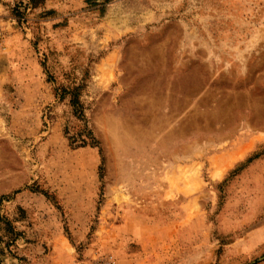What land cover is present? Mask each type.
Masks as SVG:
<instances>
[{"label":"rangeland","instance_id":"rangeland-1","mask_svg":"<svg viewBox=\"0 0 264 264\" xmlns=\"http://www.w3.org/2000/svg\"><path fill=\"white\" fill-rule=\"evenodd\" d=\"M27 4L0 0V264H264V0Z\"/></svg>","mask_w":264,"mask_h":264},{"label":"trees","instance_id":"trees-1","mask_svg":"<svg viewBox=\"0 0 264 264\" xmlns=\"http://www.w3.org/2000/svg\"><path fill=\"white\" fill-rule=\"evenodd\" d=\"M27 1H28V4H27L28 6H31L32 8H37V7L41 6V5H43L44 3H46V1H48V0H27ZM72 103H73L74 107L75 106H76V108L78 107L79 103H78L77 94L74 95V100L72 101ZM260 156H261V154L256 155L254 159L259 158Z\"/></svg>","mask_w":264,"mask_h":264},{"label":"built area","instance_id":"built-area-1","mask_svg":"<svg viewBox=\"0 0 264 264\" xmlns=\"http://www.w3.org/2000/svg\"><path fill=\"white\" fill-rule=\"evenodd\" d=\"M95 264H116L112 256H100L96 260Z\"/></svg>","mask_w":264,"mask_h":264}]
</instances>
